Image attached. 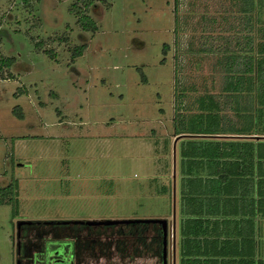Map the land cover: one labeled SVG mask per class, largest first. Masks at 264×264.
Returning <instances> with one entry per match:
<instances>
[{
	"label": "rangeland",
	"instance_id": "rangeland-1",
	"mask_svg": "<svg viewBox=\"0 0 264 264\" xmlns=\"http://www.w3.org/2000/svg\"><path fill=\"white\" fill-rule=\"evenodd\" d=\"M76 2L0 0V58L13 60L0 68V189L14 181L0 204V264H18L20 221L171 223L176 130L213 127L199 98L225 102L226 57L251 33L264 41V8L248 28L238 0H94L96 32L80 27ZM222 110L235 118L231 103ZM174 238L173 226L170 264Z\"/></svg>",
	"mask_w": 264,
	"mask_h": 264
},
{
	"label": "trees",
	"instance_id": "trees-1",
	"mask_svg": "<svg viewBox=\"0 0 264 264\" xmlns=\"http://www.w3.org/2000/svg\"><path fill=\"white\" fill-rule=\"evenodd\" d=\"M241 1V11L249 13L248 28L254 18L261 20L264 0H238ZM74 3L71 10L79 9L78 24L85 31L96 32L98 25L96 21L87 13V10L94 6V0H80ZM256 13V16L253 15ZM259 16V17H258ZM261 34L264 38V28ZM253 33L248 37L246 48L243 54H233L226 57V78L224 79L223 91L226 93L225 102H221L212 94L202 95L199 98V107L205 111V115L212 117L213 127L198 130H188L182 127L176 130V134H196L194 136L181 137L183 139L180 145L181 153V172L184 178L181 196L183 201L205 200V201H231L236 200L232 195H236L235 190H226L222 186H212L207 188L208 184L221 182L227 177L222 173L228 170L234 174L232 178L241 180L242 170L249 168L251 171L258 169L261 162L264 161V41L255 42ZM40 44V43H38ZM75 48V49H74ZM72 57L80 56L86 49L85 44L74 47ZM168 46L165 45L164 53ZM1 66L11 67L13 60L6 57L0 58ZM0 69V71H1ZM2 77L5 75L0 72ZM5 78V77H4ZM231 103L234 106L235 118H227L222 109ZM15 112L19 118H23V113ZM182 115V113H177ZM176 114V115H177ZM201 115H204L203 113ZM223 122V123H222ZM223 125V126H222ZM217 135H233L235 139H218ZM208 169L211 173L218 174L216 179L211 177L201 178L194 174L201 170ZM227 173V174H228ZM213 180V181H212ZM234 183V182H233ZM14 181L8 186L0 189V204L10 202L14 197ZM205 187V188H204ZM223 188V189H222ZM150 224L153 226L158 223H134L129 225L138 227L142 232ZM187 221H184L181 230L180 245V264H264V260L232 259L226 257H199V250H191L189 244H194L195 232L189 231ZM139 233V234H140ZM157 234H162L163 229L158 228ZM193 242V243H191ZM202 251L200 255H204ZM195 255H197L195 257Z\"/></svg>",
	"mask_w": 264,
	"mask_h": 264
},
{
	"label": "crops",
	"instance_id": "crops-1",
	"mask_svg": "<svg viewBox=\"0 0 264 264\" xmlns=\"http://www.w3.org/2000/svg\"><path fill=\"white\" fill-rule=\"evenodd\" d=\"M175 135L177 136L176 142H178L181 137L196 134L177 135L175 133ZM216 138L235 139L233 135H217ZM225 172L222 174L231 177V179L226 178L221 182L214 180L213 183L203 181L202 184H208L207 188L222 186L227 191L235 190L237 194L232 196L234 199L237 198V201L197 199L183 201L181 196L178 211L170 223V228L174 226L176 237V264L177 255H179L180 264L181 230L184 221H187L189 231L195 232V238L192 239L196 245L189 244L190 249L205 253L204 255H200L201 252L195 253L199 257H209L208 254H210V256L226 257L227 259L264 260V161L254 171L249 168L238 170V172H242V175L238 176L241 177V180L234 181L232 177L235 175L228 173V170ZM194 176L203 179L207 177L216 179L218 174L204 169L196 172ZM180 180L182 192L184 183L182 172Z\"/></svg>",
	"mask_w": 264,
	"mask_h": 264
},
{
	"label": "flooded vegetation",
	"instance_id": "flooded-vegetation-1",
	"mask_svg": "<svg viewBox=\"0 0 264 264\" xmlns=\"http://www.w3.org/2000/svg\"><path fill=\"white\" fill-rule=\"evenodd\" d=\"M129 225H25L17 238L18 259L21 264H164L163 225L150 224L141 233ZM169 252L170 240L168 264Z\"/></svg>",
	"mask_w": 264,
	"mask_h": 264
},
{
	"label": "water",
	"instance_id": "water-1",
	"mask_svg": "<svg viewBox=\"0 0 264 264\" xmlns=\"http://www.w3.org/2000/svg\"><path fill=\"white\" fill-rule=\"evenodd\" d=\"M44 224L47 225H81V224H86V225H95V226H104V225H121V224H134V223H158L163 225L164 228V243H165V262L164 264H168V258H167V245L169 242V237H170V222L167 219L164 218H157V219H122V220H75V221H58V222H53V221H47L43 222ZM41 224L40 222L34 223L32 221H20L17 225V230H18V238L20 237L21 234V228L25 225H39ZM175 236V233H174ZM20 244V240L18 241V245ZM176 239L174 238V262L173 264H176ZM20 252L18 251V255ZM18 264H21V260L18 259Z\"/></svg>",
	"mask_w": 264,
	"mask_h": 264
}]
</instances>
